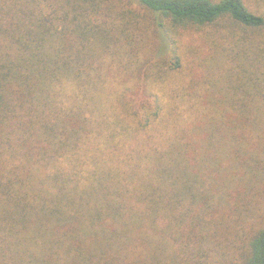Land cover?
<instances>
[{
	"label": "trees",
	"instance_id": "1",
	"mask_svg": "<svg viewBox=\"0 0 264 264\" xmlns=\"http://www.w3.org/2000/svg\"><path fill=\"white\" fill-rule=\"evenodd\" d=\"M126 4L149 14L138 33L114 16ZM0 14V264H264L250 221L264 107H245L264 105V14L247 0Z\"/></svg>",
	"mask_w": 264,
	"mask_h": 264
},
{
	"label": "rangeland",
	"instance_id": "2",
	"mask_svg": "<svg viewBox=\"0 0 264 264\" xmlns=\"http://www.w3.org/2000/svg\"><path fill=\"white\" fill-rule=\"evenodd\" d=\"M247 3L250 4L252 9L259 10V13L264 14V0H247ZM114 16H115L116 20L126 22L124 33L128 34V33H138L137 32L138 28H137V26L134 23H136L137 20H144V19H145V22H146L147 16H149V14L146 12L145 9H143L140 6H138L137 9H136V7H132L129 4H126L123 7H121L118 12H114ZM1 20H9V19H6L5 15L0 14V21ZM1 23H3V24H1ZM1 23H0V25H5L4 24L5 22L1 21ZM133 30H136V31L132 32ZM196 30H198L197 32H199V33H197L198 35H195L192 32H185V33L183 32L182 35H181V38L183 36L182 41L187 42V39H188L189 42L198 41L199 40L198 37H200L201 34L204 35L205 31L200 30V29H196ZM192 31H194V30H192ZM181 47H182V49L183 48H187V45L184 46V43H181ZM183 55H184V53H183ZM162 91L163 90H161L160 92H162ZM135 96L136 97H134V96H131V97L132 98L133 97L134 98H142L143 94H141L140 92H136ZM219 98H220V100L224 99V96L221 93V91L219 93ZM260 103H264V100H260ZM245 107H264V105L263 104H259V103L257 104V103L254 102V104L253 103H249ZM224 164L225 165H224V167H223V169H222V171L220 173L222 179H226V178H228L231 175L229 170H227V167L229 165L226 164V163H224ZM252 189H254V188H252ZM252 189H247L244 192H246V194H247L248 192H251ZM242 190H244V189H242ZM244 192L242 194L243 196L245 194ZM253 193H254V195H252L250 198L253 199V203H254V205L256 207H260V209L258 210L260 212V211L264 210V187H262L261 190L257 189V192L253 191ZM259 219H261V220H259ZM263 219H264V217H262V218L254 217V218L250 219V221L252 222V224H254L253 226L257 227V225L259 226Z\"/></svg>",
	"mask_w": 264,
	"mask_h": 264
}]
</instances>
